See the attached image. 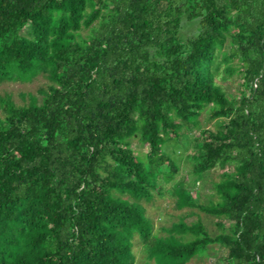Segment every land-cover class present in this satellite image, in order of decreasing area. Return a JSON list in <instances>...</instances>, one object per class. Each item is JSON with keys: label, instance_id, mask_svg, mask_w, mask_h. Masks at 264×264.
I'll return each instance as SVG.
<instances>
[{"label": "trees", "instance_id": "16d2710c", "mask_svg": "<svg viewBox=\"0 0 264 264\" xmlns=\"http://www.w3.org/2000/svg\"><path fill=\"white\" fill-rule=\"evenodd\" d=\"M183 19L196 35L180 38ZM219 54L238 61L239 96L217 82ZM40 75L29 104L0 97V264H135L136 238L153 264L210 246L215 264H264V0H0V84ZM205 111L220 122L194 139L193 173L231 169L215 202L183 182L171 194L221 232L158 236L140 202L175 182L164 147Z\"/></svg>", "mask_w": 264, "mask_h": 264}, {"label": "rangeland", "instance_id": "374dc122", "mask_svg": "<svg viewBox=\"0 0 264 264\" xmlns=\"http://www.w3.org/2000/svg\"><path fill=\"white\" fill-rule=\"evenodd\" d=\"M199 29L198 21L182 20V26L179 32L181 39L191 37L197 34ZM84 35L87 31L83 32ZM218 63H220L219 71L217 72V82L222 86L229 96H239L243 88V79L238 70L228 75L227 67H238V61L225 63L223 55L219 54ZM49 84L47 78L43 75L38 76L30 82H4L0 84V97H10L12 101L19 106L29 104L30 95H38L40 88H46ZM1 114V109H0ZM220 120L210 119L209 112L205 111L199 118L198 128L183 129L181 137L178 140L168 142L164 147V152L171 156L178 166L179 171L175 178V182L166 183L163 186L161 193L155 192L154 198L151 201H141L140 203L146 210L147 216L153 223V232L158 236H167V230L173 224L181 221L186 224H192L201 221L208 232L215 236L221 232L217 227V217L201 212L196 208L179 209L176 205V199L172 196L171 190L175 185L183 182L188 191L197 192V201L200 204H208L215 202L218 197L215 193V183L221 178L225 170H230L231 167L222 169L216 167L202 177L193 173L192 154L194 153V139L199 136L200 129L215 128ZM131 147L136 155L145 159V155L149 148L142 144L138 139L131 140ZM126 198H129L125 196ZM135 264H153L149 260L143 244L138 238L134 241ZM221 250L219 246H210L206 253L193 258L188 264H215L220 262Z\"/></svg>", "mask_w": 264, "mask_h": 264}]
</instances>
